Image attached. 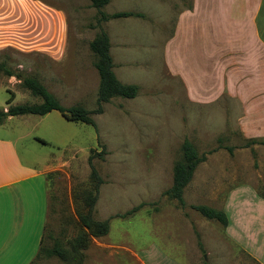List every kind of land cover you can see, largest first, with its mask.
<instances>
[{"label": "rangeland", "instance_id": "1", "mask_svg": "<svg viewBox=\"0 0 264 264\" xmlns=\"http://www.w3.org/2000/svg\"><path fill=\"white\" fill-rule=\"evenodd\" d=\"M189 4L190 0H111L96 10L89 0H0V64L22 77L36 78L62 106L90 111L95 123L92 127L68 122L52 111L25 115V120L12 117L0 128V137L14 142L22 161L48 170L45 248L54 242L68 248L78 229L77 215L86 212L82 195L92 188L87 158L104 150L101 158L92 160L103 181L92 217L109 219V231L90 240L82 264H141L144 251L159 247L167 254V238L180 243L189 264H264V145L247 144L250 136L264 134V124L255 122L261 108L251 111L224 94L209 106L187 100L180 79L165 65L164 46L177 12ZM99 11L143 16L98 25ZM100 30L108 35L116 78L138 90L134 98L103 103L102 113L96 114L99 76L89 43ZM205 30L209 33V27ZM176 42L174 48L181 49ZM208 44L189 46L200 50ZM197 54L186 59L189 70L199 67L201 78L209 83V50ZM9 98L11 106L40 103L19 80L0 73V110L8 108ZM183 140L206 158L184 188L182 208L163 192L172 184ZM140 204L132 215L117 217ZM195 205L224 212L227 225L205 219L191 208ZM227 229L233 236L242 233L243 247L228 240ZM32 264L75 262L42 255Z\"/></svg>", "mask_w": 264, "mask_h": 264}, {"label": "crops", "instance_id": "2", "mask_svg": "<svg viewBox=\"0 0 264 264\" xmlns=\"http://www.w3.org/2000/svg\"><path fill=\"white\" fill-rule=\"evenodd\" d=\"M208 27L209 33L205 30ZM175 40L181 43V49L174 48ZM204 41L210 43L207 49L189 46ZM164 50L165 65L171 76L180 79L190 103L209 106L223 94L228 95L251 111L261 108V117L255 122L264 124V0H190L177 12ZM205 50H209L212 61L207 73L209 83L201 78L204 72L199 67L190 71L186 60L192 55L198 57L197 52L203 55ZM24 116L7 117L0 128L12 117L25 120ZM261 136L264 134L250 138ZM47 173L46 166L36 168L22 161L14 142L0 137V264H32L36 259L48 217ZM260 212L262 244L264 200ZM226 232L232 244L242 246V233L233 236L229 229ZM179 244L167 238V254L159 247L149 253L147 250L140 263L189 264Z\"/></svg>", "mask_w": 264, "mask_h": 264}, {"label": "trees", "instance_id": "3", "mask_svg": "<svg viewBox=\"0 0 264 264\" xmlns=\"http://www.w3.org/2000/svg\"><path fill=\"white\" fill-rule=\"evenodd\" d=\"M111 0H89L91 7L96 10L106 6ZM141 13L133 12H115L112 14H105L99 11V18L97 24L106 22L112 19L126 18V17H142ZM89 48L95 56L94 68L99 76V84L97 89V108L93 111L96 114L102 113L101 105L108 103L112 98L121 97L126 99L134 98L137 94L136 85H127L121 83L115 76L112 67V58L110 56V43L108 35L105 31L100 30L98 34L90 41ZM0 73L8 77H15L20 81L21 86L27 90L31 96L40 100L38 104H24L13 105L9 98L6 104L8 108L3 111L0 110V124L10 116L21 115H37L44 116L52 111H57L68 122H76L87 124L95 127V123L90 117L91 112L81 106L75 105L71 107L62 106L55 96L50 93L36 78L22 77L20 74H15L9 69L0 64ZM42 144H45L43 139L36 138ZM247 144L264 145L263 140L250 139ZM104 151V150H103ZM101 152H95L94 155H89L87 164L90 169L89 178L92 184L91 190L84 192L82 195V202L86 208L85 213H79L78 229L75 236L70 240L68 248H63L58 242H54L50 248L43 246V239L41 241L36 258L39 256L56 257L63 262H75V264H82L84 260L83 252L89 246L92 238L104 237L109 231V219L103 221L94 220L92 217L93 207L97 201L99 187L103 183L98 175L96 169L92 164L93 158L102 156ZM93 152V151H92ZM205 154H198L193 144L188 140H183L181 144V158L173 166L172 184L163 192V195L169 199L176 200L180 207H184L183 192L184 188L191 181L196 167L205 161ZM142 205L135 206L117 217L125 218L135 213ZM193 210L198 212L207 220H212L222 226L227 225V217L224 212L215 210L204 205L191 206Z\"/></svg>", "mask_w": 264, "mask_h": 264}]
</instances>
